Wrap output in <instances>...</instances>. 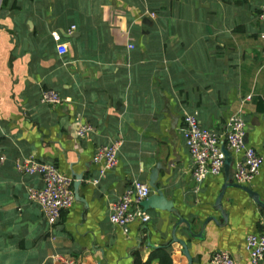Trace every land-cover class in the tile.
<instances>
[{"label": "crops", "instance_id": "0c3cea01", "mask_svg": "<svg viewBox=\"0 0 264 264\" xmlns=\"http://www.w3.org/2000/svg\"><path fill=\"white\" fill-rule=\"evenodd\" d=\"M262 1L0 0V264H65L55 255L75 264H159L157 248L167 244L172 264H187L172 232L192 264H213L217 250L251 264L245 236L264 230V209L231 184L221 197L225 220L214 206L222 184L237 183L241 154L198 183L179 130L185 112L216 130L240 113L245 141L263 162L238 184L264 201ZM45 89L65 101L43 102ZM83 123L92 130L75 136ZM113 142L116 165L92 183L95 148ZM27 156L72 178L74 199L52 225L27 195L42 186L40 176L15 168ZM157 163L156 184L176 212L149 208L123 231L108 218L118 185L147 182ZM74 174L82 176L77 197ZM179 217L190 231L176 225Z\"/></svg>", "mask_w": 264, "mask_h": 264}, {"label": "built area", "instance_id": "2783aa9c", "mask_svg": "<svg viewBox=\"0 0 264 264\" xmlns=\"http://www.w3.org/2000/svg\"><path fill=\"white\" fill-rule=\"evenodd\" d=\"M259 17L264 19V0L259 7ZM132 48L133 45L129 44ZM58 53L65 51L64 45L57 46ZM41 100L47 103L65 101L56 91H41ZM90 123L80 124L73 130L75 136H83L92 130ZM180 134L191 158V174L194 180L201 183L207 176L219 174L223 168L225 154L223 148L231 154H241L235 161L233 178L237 183L250 182L258 173L263 162L262 155L245 141V121L240 113L230 115L225 121L223 130L211 129L200 124L196 112H185L180 127ZM117 144L99 145L95 148L92 161L100 165L98 177L92 180L97 183L106 172L117 163ZM3 157L0 156V160ZM15 168L23 173L38 174L42 186L29 187L27 195L41 209L46 221L52 225L68 208L74 199L72 178L60 172L53 163L41 162L32 156L16 161ZM151 192L147 182L132 180L124 192L109 205L108 218L113 224L126 231L127 224L139 218L145 221L148 214L143 209L131 210L132 204H138ZM245 249L251 264L264 260V230L260 233H249L245 236ZM65 264H75L71 258L55 255ZM213 264H235L231 255L224 250H217L210 255Z\"/></svg>", "mask_w": 264, "mask_h": 264}, {"label": "water", "instance_id": "95a60500", "mask_svg": "<svg viewBox=\"0 0 264 264\" xmlns=\"http://www.w3.org/2000/svg\"><path fill=\"white\" fill-rule=\"evenodd\" d=\"M223 150H224V154H225L223 170H226V169L229 168L232 158H231L230 152L227 149L223 148ZM159 167H160V164L157 163L155 165V167H153L151 169V172H150V174L148 176V181H147L148 185L151 187V192L146 198L142 199L138 204L140 206H142V209L144 211L148 210L149 208H157V209H167V210H171V211L176 212L175 209L172 207V202L169 199L165 198L162 190L160 188H158V186L156 184V180L158 178V168ZM74 176H75L76 180L73 183V187H74V194L77 197L79 195V193H80L79 190H78V185H79V182H80L82 176L78 175V174H74ZM125 184H126V182L120 181V184L118 185V189H119L120 194L123 193V191L125 189V187H124ZM228 184L235 185V186H238V187L244 189L250 195V197L255 201V203L257 205H259L260 207L264 208V201L262 199H260V195H259V193L257 191H254V190H252L251 188H249L247 186L240 185L238 183H232V182H230V180H226L222 184L221 189H220L218 195L216 196L215 203H214L215 204L214 206L221 211V214H222V217H223L224 220L226 219V215L227 214H226V212L223 210V208L221 206V197H222V195L224 193L225 187ZM133 205H135V204H133ZM208 218H210V217H208ZM212 218H214V217H212ZM207 219H205V223H206ZM215 220H217V219H215ZM180 222H185V224L188 227V230L190 231V229H189L190 228V222L189 221L185 220L182 217H179L176 225L178 223H180ZM175 226H174V228H175ZM197 235L200 236L201 234L197 233ZM172 240L173 241H177V242H179L182 245V252L184 253V255L187 258V264H192V258H191L190 254L188 252V248H187V245H186L185 241L175 237L174 236V232H172Z\"/></svg>", "mask_w": 264, "mask_h": 264}, {"label": "trees", "instance_id": "16d2710c", "mask_svg": "<svg viewBox=\"0 0 264 264\" xmlns=\"http://www.w3.org/2000/svg\"><path fill=\"white\" fill-rule=\"evenodd\" d=\"M264 208H261V210H263ZM168 245V244H167ZM167 245H163L159 248H157V253L156 255L158 258V262L159 264H172L171 262V258H170V254L169 252L166 250V246Z\"/></svg>", "mask_w": 264, "mask_h": 264}, {"label": "clouds", "instance_id": "9594fccd", "mask_svg": "<svg viewBox=\"0 0 264 264\" xmlns=\"http://www.w3.org/2000/svg\"><path fill=\"white\" fill-rule=\"evenodd\" d=\"M147 184H148V183H147ZM150 188H151V187H150ZM125 189H126V188H125ZM125 189H124V190H125ZM123 192H124V191H123ZM73 196H74V195H73Z\"/></svg>", "mask_w": 264, "mask_h": 264}]
</instances>
